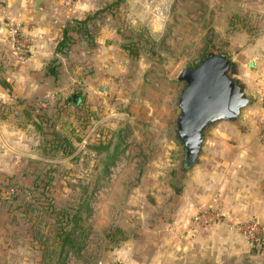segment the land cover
<instances>
[{
    "label": "rangeland",
    "instance_id": "obj_1",
    "mask_svg": "<svg viewBox=\"0 0 264 264\" xmlns=\"http://www.w3.org/2000/svg\"><path fill=\"white\" fill-rule=\"evenodd\" d=\"M75 3L76 0H56L51 5L50 18L55 20L67 11L74 12ZM98 6L99 13L91 11L81 18L70 16L67 21H58L57 42L67 24L71 27L90 15L85 26L95 35L100 58H109L108 66L101 60L103 64L93 68L91 84L69 85L68 96L75 95L79 107L72 105L73 99L68 103L61 100L55 111L62 114L52 117L48 115V111H53L49 107L51 101H37L34 111L44 114L40 118L35 115L34 119L41 124V130L31 124L24 126L36 132L32 142L38 154L46 139L45 129L58 125L59 118L68 132V121L74 122L79 138L73 140L75 150L67 156L56 152L51 155L53 162L41 158L37 159L39 163L28 160L26 164L28 156L9 149L12 155H5L0 173V220L25 222L30 217L23 212L28 205H52L70 213L78 210L82 215L78 221L82 231L77 226L73 237L94 234L97 238L146 235V231H154L157 226L180 220L179 224L186 226L185 234L222 241L228 231L242 239L247 247L245 253L264 252V246L249 244L230 227L235 216L224 204L222 207L218 187L223 179V141L235 140L237 127L254 123L250 116L261 117L258 113L262 111L264 89L253 76L259 66L251 58V48L264 46V0H112ZM12 24L7 34L9 45L14 35L11 29L17 27L20 31L16 23ZM21 34L30 44V34ZM83 47L76 41L71 44L69 54L73 58L69 64H74L68 71L76 70L77 57L86 52ZM210 52L246 63L239 62V71L248 74L249 81L241 82L250 103L238 118L214 122L206 129L199 158L187 167L184 150L175 139L177 102L185 86L177 77L184 67L198 66ZM247 60H251L252 67L249 63L247 66ZM83 73L88 74L82 71L77 76ZM248 84L258 88L253 91ZM101 85H106L107 90L99 91ZM249 111H253L251 115ZM72 114L78 118L76 122ZM31 165L35 167L33 173L56 169L50 189H43L48 180L27 174L25 168ZM23 171L26 173L22 177ZM30 188L35 190L32 196ZM207 198L208 202L200 201ZM204 209H209V213L223 210L229 218L204 223L200 216ZM50 216L41 214V219L55 229L57 223ZM91 220L100 223L94 233ZM66 226L70 229L71 223ZM175 230L179 232L177 227ZM221 243L218 245L223 247ZM100 246L102 250L107 245ZM74 256L75 251L70 257L68 253L65 264H81V258L76 261Z\"/></svg>",
    "mask_w": 264,
    "mask_h": 264
},
{
    "label": "crops",
    "instance_id": "obj_2",
    "mask_svg": "<svg viewBox=\"0 0 264 264\" xmlns=\"http://www.w3.org/2000/svg\"><path fill=\"white\" fill-rule=\"evenodd\" d=\"M35 1L0 0V173L3 170L5 155H12L10 150L28 156L30 159L25 157L26 164L30 160L36 164L39 163L37 159H53L45 153L52 140V128L45 129V142L36 154L32 142L36 132L33 128L30 131V127L26 129L19 126L23 109L35 105L37 101H51L49 107L53 111H48V115H58L56 107L61 105V100L68 98L69 85L83 82L91 84L93 68L103 63L105 66L109 64L108 57L100 58L98 43L95 48L89 47L87 43L83 47L78 40L77 45L83 47L86 52L77 57V68L70 72L68 68L71 69L74 64L73 61L69 64L72 55L58 53L56 46L60 36L58 21H67L70 16L81 18L91 11L95 12L99 4L110 3L112 0H76L74 12L67 11L63 17L58 15L55 20L50 17L51 5L56 0H41L38 5ZM12 23H16L21 32L31 36V43L27 45L23 56L16 55L7 43V34ZM251 50V58L259 66V69L253 71V76L258 78L259 87L264 89V46L257 44ZM101 60L103 63H100ZM241 61L237 60L235 63L238 66V77L245 83L249 81V77L247 72L239 71ZM241 63L246 64L243 61ZM248 63L252 67L251 60H247V66ZM49 67H54L56 74H52ZM87 68L88 70H84ZM82 71L88 74L77 76ZM5 84H9V87H5ZM250 86L249 89L253 91L258 88ZM260 100L262 111L258 115L261 117L255 118L257 114H254L253 118L250 116L254 123L242 125L240 129L236 126V139L223 141V179H220L218 187L222 207L224 204L235 219L246 220L255 217L264 221V94ZM249 112L251 115L253 111ZM31 150L32 154H27ZM34 168L31 165L25 170H28L27 174H33L34 178L43 177L41 173L31 172ZM25 173L26 171H23L22 177ZM207 200L210 199L200 201L208 202ZM79 216L81 219L80 213ZM91 222V230L94 233V229L98 231L100 223L92 220ZM180 222L174 220L167 226H157L154 231H146V235L129 233L126 236L104 238H97L94 234L87 237L79 235L77 239L81 240L83 246L74 259L81 258V264H264V252L252 250L251 254L245 253L247 247L238 235L227 231L222 241L216 238L212 241L210 236H192L189 232L185 234L183 229L186 226L184 223L179 224ZM108 224L110 223L107 222V226ZM28 227L22 219L0 220V264H39L41 250L37 238L31 235ZM176 227L179 232L175 230ZM82 228L81 226V231ZM219 242H223V247L218 245ZM100 244L107 246L101 250ZM70 256L72 252H69ZM55 259L57 264H65L67 257L65 260H62L63 256Z\"/></svg>",
    "mask_w": 264,
    "mask_h": 264
},
{
    "label": "water",
    "instance_id": "obj_3",
    "mask_svg": "<svg viewBox=\"0 0 264 264\" xmlns=\"http://www.w3.org/2000/svg\"><path fill=\"white\" fill-rule=\"evenodd\" d=\"M177 79L185 86L177 102L175 139L184 150L185 166L190 167L199 158L206 129L214 122L238 118L250 99L238 77L237 64L225 54L208 53L198 66L184 67ZM98 89L104 92L107 87ZM73 100H77L75 95Z\"/></svg>",
    "mask_w": 264,
    "mask_h": 264
},
{
    "label": "trees",
    "instance_id": "obj_4",
    "mask_svg": "<svg viewBox=\"0 0 264 264\" xmlns=\"http://www.w3.org/2000/svg\"><path fill=\"white\" fill-rule=\"evenodd\" d=\"M101 11V10H100ZM99 10H96L94 14L99 13ZM90 15H87L85 19L75 21L74 24L71 27H68L69 24H67L66 27H64L62 31V35L60 37L59 42H57L56 51L60 54H67L71 50V44L73 42H77L78 40H81L82 42L87 43L89 47L95 48L96 47V39L95 35L92 33V31L88 30V27L85 26L88 20H90ZM73 31H76V35L72 34ZM70 46V47H69ZM49 71L52 74H56L54 71V67H49ZM73 98L68 96L64 100V102L68 103V101H71ZM72 103L73 106L79 107L77 105V102L73 100ZM34 105L26 107L23 109L21 114V119L19 121V126L23 127L31 124L33 127H36L39 131L41 130L42 126L40 123L35 121L34 117L37 115L39 118L44 113H37L34 111ZM59 114H62L59 111ZM60 116V115H57ZM72 116L75 118V122L78 118L72 114ZM71 116V117H72ZM62 120L57 119V123H54L52 125V131L50 134L52 135V140L50 142L49 148H47L45 153L47 155H56V152H61L62 156L70 155L74 152L75 148L73 147V140H79L77 135V125L76 123H72L71 121H68V132L66 131V128L62 127ZM56 169L53 167L50 168V170L43 174V179L48 180L45 182L43 189L46 191L50 189V180L53 179V172ZM29 195L32 196L35 194V190L33 188H30L28 190ZM24 214H27V217L30 216L25 220V224L28 225V229L31 232V235L33 237L37 238L38 245L41 250V259L39 260V264H57L58 261L55 258H61L63 256L62 260H65L67 257V254L69 252L75 251V253H78L82 243L81 240L77 239V236L73 237V231L78 226V221H80L79 211L76 210L73 213H70L67 211V209L58 210L55 209L52 205L51 206H41L38 208L35 205H28L26 211H23ZM22 212V214H23ZM55 213V215H54ZM41 214H47L48 216H51L52 220L57 223L56 228H53V225L49 222H45L41 219ZM35 216V219L29 220ZM68 223H71V228L67 229L66 226ZM55 256V258H54ZM61 262V261H60Z\"/></svg>",
    "mask_w": 264,
    "mask_h": 264
},
{
    "label": "built area",
    "instance_id": "obj_5",
    "mask_svg": "<svg viewBox=\"0 0 264 264\" xmlns=\"http://www.w3.org/2000/svg\"><path fill=\"white\" fill-rule=\"evenodd\" d=\"M70 1L71 0H66V3ZM11 30L14 31V35H12L11 38V47L16 55L23 56L26 52L27 45H29L28 41L22 36L21 31H19L17 27ZM200 216L203 217L204 223L223 221V218H229L227 213H224L223 210L220 209L212 213H209V209H204L202 213H200ZM230 227L240 233L249 244L258 247L264 246V221L258 219H234Z\"/></svg>",
    "mask_w": 264,
    "mask_h": 264
}]
</instances>
